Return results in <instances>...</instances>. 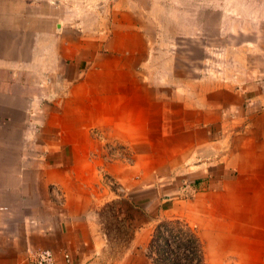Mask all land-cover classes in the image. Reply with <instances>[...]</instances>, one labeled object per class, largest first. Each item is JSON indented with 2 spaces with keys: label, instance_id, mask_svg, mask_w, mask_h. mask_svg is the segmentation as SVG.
I'll list each match as a JSON object with an SVG mask.
<instances>
[{
  "label": "crops",
  "instance_id": "1",
  "mask_svg": "<svg viewBox=\"0 0 264 264\" xmlns=\"http://www.w3.org/2000/svg\"><path fill=\"white\" fill-rule=\"evenodd\" d=\"M160 3L0 0V264L38 248L53 264H148L160 221L183 224L203 264H264V72L160 67ZM192 3L206 22L264 20L239 9L264 0ZM111 199L144 216L117 256L98 221Z\"/></svg>",
  "mask_w": 264,
  "mask_h": 264
},
{
  "label": "rangeland",
  "instance_id": "2",
  "mask_svg": "<svg viewBox=\"0 0 264 264\" xmlns=\"http://www.w3.org/2000/svg\"><path fill=\"white\" fill-rule=\"evenodd\" d=\"M158 6L153 5L155 20L152 24L160 33V44L166 46L168 52H161L159 66H167V61L175 64L178 74L198 76L201 74L220 75L229 82L254 77L264 69V20L239 21H204L200 19L203 6L198 0H158ZM226 3L230 0H224ZM225 3V4H226ZM225 11L229 7L225 5ZM215 6V5H214ZM212 7V6H211ZM240 16L248 13L264 12L263 5L239 6ZM215 10V9H213ZM231 12L230 10H227ZM251 42L255 54L248 52V42ZM255 67V68H254ZM233 76H235L233 78ZM227 81V82H228ZM228 82V83H229ZM143 214L127 199H111L103 203L98 209L99 226L109 238L107 253L117 256L125 251L128 242L133 236L137 224L143 219ZM189 232L180 222H157L154 232L158 233L156 249L160 248L159 241L166 226ZM169 229V228H168ZM173 229L171 232H177ZM168 231V230H167ZM170 233V231H168ZM151 236V238H152ZM164 237V236H163ZM151 240V239H150ZM155 252L149 243L144 247V254L151 264L148 252Z\"/></svg>",
  "mask_w": 264,
  "mask_h": 264
},
{
  "label": "built area",
  "instance_id": "3",
  "mask_svg": "<svg viewBox=\"0 0 264 264\" xmlns=\"http://www.w3.org/2000/svg\"><path fill=\"white\" fill-rule=\"evenodd\" d=\"M183 186L185 189L189 183L186 182ZM166 228L162 231L164 237L162 236L158 242L159 249L155 246L158 233H155L150 240V246L155 249V252L149 251L147 254L151 264H203L201 245L190 232L171 226ZM173 229L177 232H171ZM29 260L33 264H53L54 253L49 248L34 249L29 252ZM63 260L64 264H77L72 255L66 251L63 252Z\"/></svg>",
  "mask_w": 264,
  "mask_h": 264
}]
</instances>
